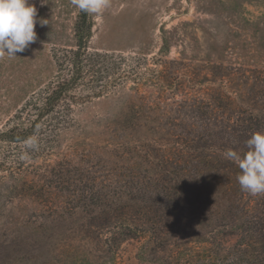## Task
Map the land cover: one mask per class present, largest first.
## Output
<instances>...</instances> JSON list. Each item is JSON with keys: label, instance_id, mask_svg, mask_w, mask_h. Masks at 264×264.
<instances>
[{"label": "rangeland", "instance_id": "1", "mask_svg": "<svg viewBox=\"0 0 264 264\" xmlns=\"http://www.w3.org/2000/svg\"><path fill=\"white\" fill-rule=\"evenodd\" d=\"M30 2L37 40L0 58V131L32 120L75 70L79 9ZM90 17L79 80L40 118L36 146L0 141V264H31L41 235L52 264L75 252L85 264H155L150 247H202L217 233L232 245L241 220L256 230L264 194L242 191L221 153L247 151L248 121L264 132V0H108ZM124 222L147 234L113 247L84 236Z\"/></svg>", "mask_w": 264, "mask_h": 264}, {"label": "trees", "instance_id": "2", "mask_svg": "<svg viewBox=\"0 0 264 264\" xmlns=\"http://www.w3.org/2000/svg\"><path fill=\"white\" fill-rule=\"evenodd\" d=\"M91 28L92 21L90 15L79 10L73 28L75 49L72 51V62L75 66V70L69 77L58 79L47 87V90L42 95V103L39 112L32 120L28 119V123H26L18 119L14 121L11 127L0 131V141H8L14 144L28 141L34 132L37 134L40 132V129L37 128L40 118L50 113H56V108L59 107L60 102L68 97L70 90L79 80L82 56L88 48ZM53 119H55V117H53ZM249 126L250 129H248L245 134L239 136L238 142H244L250 138L252 135L250 132L253 130L254 123L248 121L247 127ZM206 164L207 162H203V165ZM167 188L169 187L161 189L160 192L165 194V198L172 203L174 196L169 195ZM173 189L175 191L174 193H176V188L174 187ZM141 219L140 217L139 220ZM142 220L148 221L149 219L143 216ZM245 224L246 223L241 220L237 225L238 228L234 227V229H231L233 232L230 234L237 235L236 242L232 245H224L222 234L217 233L213 236V241L205 243L204 245L202 242V247H191L188 249H167L164 247L151 249L150 247L149 251L152 254L151 256H155L153 260L155 264H204L200 256L205 255V253H208L206 264H264V217L257 221L256 230L253 228L251 229L250 226ZM139 226L140 224L136 225L135 223L124 222L120 226L111 227L109 231H106L102 235L98 234L94 237L87 231L84 236L89 239L95 238L98 241L104 242L105 245L113 247L119 245L124 240L138 239L141 237L140 234H147L146 231L140 229ZM149 233H151V231H149ZM42 236L44 235H41L40 238L35 240V248L29 249V258L27 257V260H29L31 264H52L46 261L51 252L50 243H47L46 238ZM158 253L162 255H157ZM139 256L145 258L144 252L139 254ZM85 261H87V259L83 252H75L73 255L65 257L61 259L59 263L55 264H85Z\"/></svg>", "mask_w": 264, "mask_h": 264}, {"label": "clouds", "instance_id": "3", "mask_svg": "<svg viewBox=\"0 0 264 264\" xmlns=\"http://www.w3.org/2000/svg\"><path fill=\"white\" fill-rule=\"evenodd\" d=\"M72 4L89 15H98L108 6V0H72ZM37 8L30 0H0V58L17 57L37 40L35 26ZM41 25L42 20H39ZM37 141L30 139L29 147ZM247 151L241 154L234 148L221 153L239 169L237 181L242 191L251 196L264 194V132H255L245 142Z\"/></svg>", "mask_w": 264, "mask_h": 264}]
</instances>
